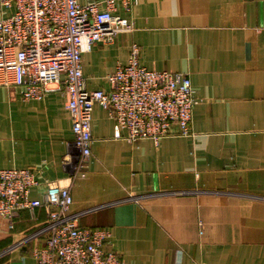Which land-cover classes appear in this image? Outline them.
<instances>
[{"label": "crops", "instance_id": "crops-1", "mask_svg": "<svg viewBox=\"0 0 264 264\" xmlns=\"http://www.w3.org/2000/svg\"><path fill=\"white\" fill-rule=\"evenodd\" d=\"M122 14L134 30L82 55L86 88L107 91L136 44L147 69L189 76L200 99L190 133L172 125L157 143H130L96 104L91 156L72 178L67 98L0 86V169L68 185L77 225L109 228L106 247L125 264H264V0H136ZM46 220L41 208L12 227L0 216V264H35Z\"/></svg>", "mask_w": 264, "mask_h": 264}, {"label": "built area", "instance_id": "built-area-1", "mask_svg": "<svg viewBox=\"0 0 264 264\" xmlns=\"http://www.w3.org/2000/svg\"><path fill=\"white\" fill-rule=\"evenodd\" d=\"M136 0H0V86L19 88L23 100H42L51 93L67 98L78 155L72 178L83 177L91 156L94 105L113 119L114 136L130 143L171 134L172 125L188 135L192 111L200 102L187 73L153 71L139 61L132 44L127 63L106 75L107 91L88 90L82 55L98 42L111 43L134 30L122 13ZM4 9L12 13L4 15ZM125 135H121V131ZM36 198H32V191ZM68 185L39 180L29 168L0 169V216L9 226L22 211L34 217L43 209L44 246L32 252L35 264H125L107 248L109 228L77 225Z\"/></svg>", "mask_w": 264, "mask_h": 264}]
</instances>
